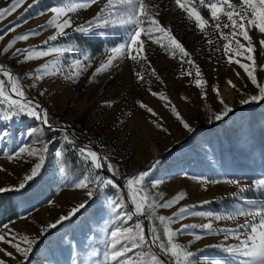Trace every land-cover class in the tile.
<instances>
[{
    "label": "rangeland",
    "instance_id": "374dc122",
    "mask_svg": "<svg viewBox=\"0 0 264 264\" xmlns=\"http://www.w3.org/2000/svg\"><path fill=\"white\" fill-rule=\"evenodd\" d=\"M32 2L33 0H27L11 16L0 20V34L4 37L0 40V52L16 36L33 30L39 32L27 42H17L7 54L0 55V64L21 77L29 96L42 104L49 111L50 117L58 122L51 129H46L38 121L26 116L7 122L6 125L0 122V128H6L7 133L5 138L0 139V187H16L23 176L30 173L35 162L33 158L24 155L23 159H8L20 147L32 144L34 137L26 134L30 128L39 127L42 129L39 133L41 137L58 141L50 146L46 163L38 177L20 192L0 195V235L11 230V234L18 238L28 236L36 241L24 264H107L104 256L109 250L106 241L110 231L119 223L115 220L116 214L112 213L108 201L123 200L125 209L129 207L120 188L105 187L97 192L95 198L90 199L87 196L88 189L75 187L78 178L92 169L83 162L79 148L66 145L63 141V133L60 131L62 125L74 133L75 139L84 145H94V150L110 158V162L119 170L116 178L123 187L130 177L128 175L134 171L151 170V178L161 181L156 188L148 185L151 194L162 192L165 199H171L180 191L188 194L177 206L158 210L160 215L171 216L179 207L192 205L198 206L196 210L211 211L222 216L242 208H264V190L252 189L242 194L243 199H240L233 195L238 192L237 187L225 183L227 179H238L242 185L251 186L255 180L264 178V101L242 103L252 94H258V89L251 84L238 64L228 63L223 49L225 41L215 30V22L210 20V13L206 8L200 7L199 0H187V3L209 19L210 24L204 33L195 27L194 21L188 19L174 0L151 2L158 6L154 10L160 13V23L171 30L191 54L190 58L200 67V78L206 81L204 90L207 92V99H202L201 90L194 86L197 78L195 69L187 63L181 65L178 51L175 58H171L169 53L143 35L141 39L145 41L146 60L135 63L127 57L117 59L109 70L93 75L95 69L106 62L109 50L126 38L123 29L117 31L97 28L89 34H78L68 29L67 37L44 45L43 42L55 34V30L51 27L40 30V26L46 25L51 17L47 9L58 6L60 0H43L41 4L28 9V4ZM64 2L68 3L70 0ZM104 2L105 0H100L99 4L86 11L71 14L75 24H84L92 19ZM10 3L11 0H0V8L10 6ZM223 22H227L226 17H222ZM14 25L16 30L9 31ZM222 30L229 33L231 28ZM249 32L256 45V75L258 81L264 83V68L261 67L264 66V50L259 46V41L264 36L254 28ZM237 39L244 43L240 37ZM209 40L212 41L211 44L208 43ZM68 44L75 46L79 58L82 59L85 54L90 58L88 63L92 66L79 81L71 82L63 77L47 78L36 88L29 87L32 81L24 77V74L57 57L19 63L12 56L15 49L65 47ZM233 48L235 49V45ZM74 58L73 54H66L58 59L67 71L66 62ZM187 59L184 58L185 61ZM242 62L250 63L247 60ZM153 69L160 80L151 74ZM185 70H190L192 75L182 76L181 73ZM136 72H143V81L138 82ZM228 81L235 88L229 86ZM213 88H219L220 97H217ZM44 89L48 90L46 94L39 96L38 93ZM149 89L151 92H163L171 105L166 106L167 102L153 96ZM182 97H187V100ZM220 98L234 111L223 121L216 122L214 116L223 107L219 103ZM138 102L151 107L158 116L154 117L146 109L139 107ZM172 105L196 131L191 137L192 132L184 129L171 112ZM157 123L161 127H157ZM178 143L179 147L172 151ZM56 151H61L62 156L56 157ZM61 167L65 169L64 172L59 170ZM197 178L219 180L220 183L205 184ZM205 200L211 203L200 208V203ZM81 203H87V207L56 228H47ZM4 213L6 215L2 216ZM245 219L251 218L209 221L206 218L189 217L173 227L212 222L217 229L235 228L244 223ZM139 221L145 224V220L134 217L133 221L122 226L134 227ZM147 223L150 232L152 225L148 221ZM42 229L46 230L44 235H41ZM194 231L202 235L201 240L196 241L192 235L185 233L179 241L195 253L194 259L236 264L235 258L219 247H210L233 245L237 243L236 240L230 238L225 241L222 234H206L199 228ZM22 246L26 245L22 243ZM0 247L16 256L13 260L0 253V259H4L6 264H19L24 259L8 244L0 242ZM94 251L96 256L91 255ZM152 251L155 252L154 249ZM129 255L134 256L133 253Z\"/></svg>",
    "mask_w": 264,
    "mask_h": 264
},
{
    "label": "snow or ice",
    "instance_id": "6c2138e0",
    "mask_svg": "<svg viewBox=\"0 0 264 264\" xmlns=\"http://www.w3.org/2000/svg\"><path fill=\"white\" fill-rule=\"evenodd\" d=\"M27 0H11L10 6L0 8V20L15 13L22 7ZM43 0H33L28 4V9L41 4ZM100 0H70L65 3L60 0L58 6H50L47 11L51 13L50 19L46 25L40 26V30L46 27H51L55 30V34L50 35L43 43L56 42L62 37L68 36V29L78 34H89L97 28H110L114 30L123 29L126 38L114 45L109 51L106 62L100 64L95 69L93 75L101 74L110 69L113 62L117 59L127 57L135 63H140L141 60H146L144 55L145 41L141 36H145L147 40L160 46L165 52L169 53L171 58H175L178 51L181 58V65L187 63L191 68L195 69L196 79L194 86L201 90V98L207 99V92L204 90L206 81L201 79V69L190 58L191 54L186 50L183 44L172 34L171 30L160 23L158 19L160 13L154 9L158 6L153 5L151 0H105L104 5L99 8V11L87 20L84 24L76 25L71 14H76L80 10H88L93 5L99 4ZM174 3L179 9L183 10L188 19L193 20L195 27L204 33L209 26V19L205 18L200 11L188 6L187 0H174ZM199 5L206 8L210 13V20L215 22L214 28L219 33L222 40L225 56L229 64L236 63L244 70L251 84L258 89V94H252L248 99L242 101L244 104L252 102L264 101V83L258 81L257 63H256V45L253 43V38L250 36L249 30L254 28L262 36H264V0H199ZM44 13H41L43 15ZM222 17H226L227 22L222 23ZM229 33H225L222 29H229ZM16 26H12L9 31H15ZM159 33L160 35H155ZM38 31L33 30L16 36L6 47L3 48L0 55L7 54L14 48L17 42H27L31 37L37 36ZM105 33H101L104 35ZM110 34V33H109ZM240 37L244 43H241ZM4 37L0 34V40ZM212 43L211 40L208 41ZM235 45V49L233 48ZM259 46L264 50V39L259 41ZM66 54H73L74 59L66 62L67 71L61 66L62 61L58 58L65 57ZM13 58H16L19 63H29L36 60H43L47 57H57L50 62L43 63L40 66L32 69L24 74L28 80L32 81L29 85L31 88H36L40 82L47 78L63 77L67 81L77 82L83 74L92 66L87 54L83 58H79L76 54L75 46L68 44L65 47H29L16 48L12 53ZM188 59L185 61L184 58ZM239 57V59H236ZM22 58V59H21ZM242 60H247L250 63H244ZM264 68V66H261ZM157 80L160 77L156 74L155 69L151 73ZM138 82L144 80L143 72L135 73ZM181 75L191 76L190 70H185ZM162 83V81H161ZM229 86L235 88L231 81H228ZM48 90L44 89L38 93L43 97ZM151 92V89H149ZM217 97H220L219 88H213ZM153 96L166 101V106L171 105V101L163 92H151ZM187 100V97H182ZM139 107L146 109L152 116L158 114L143 102H138ZM219 103L223 106L222 110L215 114L216 122L223 121L234 110L228 106L225 101L220 98ZM171 112L176 119L181 123L184 129L188 132H193L194 129L179 113L177 108L172 105ZM29 117L46 129H51L54 126L50 121L49 111L39 102L34 101L27 90L23 86L22 78L13 74L8 68L0 64V122L7 124L13 122L20 117ZM161 127L159 123L156 125ZM70 127V126H69ZM165 130L166 129H162ZM42 131L39 127H32L26 133L29 137H34L32 144L25 147H20L18 151L8 156V159H23L24 155L34 159V163L30 168V173L23 176L22 181L16 187H0V195L10 192H20L26 188L29 182L38 177L46 163V154L49 152L50 146L58 141L52 139H44L39 135ZM60 131L63 133V141L66 145L76 143L74 133L69 132L68 127L61 126ZM7 135L6 128H0V139ZM42 145V146H38ZM83 162L88 164L92 171L78 178L75 187L78 189H88L87 196L90 199L95 198L98 191H102L105 187L118 189L119 185L115 177L119 174V170L110 162V158L102 156L98 151L91 146L85 145L78 149ZM56 157H61L62 152L56 151ZM157 163H159L157 161ZM111 173L109 177L104 173ZM64 172L65 169H59ZM201 183H220L219 180H211L209 178H197ZM161 181H155L151 178V170L141 171L126 179L125 189L127 191L126 199L130 202L128 209H125L123 200L110 199L108 206L112 213H115V220L119 223L109 233V239L106 241L108 251L105 252V260L107 264H221L219 260L198 261L194 259L195 253L188 249L184 244L180 243V238L188 233L193 239L199 241L202 235L194 230L200 229L206 234L218 235L222 234L224 240L230 238L237 241L233 245H212L210 247H219L220 250L228 253L235 258L236 264H264V208H242L224 216L215 214L211 211L196 210L197 205L181 206L171 216L160 215L158 210L171 209L181 201L187 198V193L184 191L178 192L171 199H165L164 194L150 193L148 185L156 188ZM225 183L236 186L238 189L234 196H239L243 199L245 192L252 189L264 190V178L257 179L253 185H242L238 179H227ZM93 185L94 187H89ZM211 201H202L199 205L203 208L204 205L210 204ZM87 207V203H81L73 208L71 212L65 216H61L55 223L48 225V229L56 228L65 220H69L75 214ZM134 217H143L151 225L149 232L143 221L136 222L134 227H123L129 221H133ZM189 217H199L211 220H235L237 217H246L244 223L239 224L235 228H214L212 222H207L202 225L197 224H181V227L174 228L173 225L177 222H182ZM7 228V225L4 226ZM191 230V231H190ZM45 229H42L41 235H44ZM0 242L8 244L15 250L20 257L24 258L19 261V264H24L29 254L33 250V245L36 243L34 239L28 236L17 237L9 233L0 235ZM23 245L26 246H22ZM155 248L157 251L153 252ZM140 250V251H137ZM0 253H4L6 257L15 260L16 256L12 252H8L5 248L0 247ZM133 253L134 256H130ZM96 256L94 251L91 254ZM0 264H6L4 259H0Z\"/></svg>",
    "mask_w": 264,
    "mask_h": 264
},
{
    "label": "trees",
    "instance_id": "16d2710c",
    "mask_svg": "<svg viewBox=\"0 0 264 264\" xmlns=\"http://www.w3.org/2000/svg\"><path fill=\"white\" fill-rule=\"evenodd\" d=\"M24 88L27 90V88L24 86ZM28 91V90H27ZM29 94V93H28ZM50 121H51V124L53 125V126H55V125H57L58 124V122L53 118V117H50ZM196 133V131L194 130L192 133H191V135H190V137L193 135V134H195ZM82 137V136H81ZM76 140V143L75 144H72V145H74L76 148H79V147H83V146H85L82 142H80L78 139H75ZM186 140H188V138H186ZM179 145H180V143H178V144H176V145H174V147L172 148V151H174V150H176L178 147H179ZM140 172V170H138V171H134L133 173H131L130 175H128V176H133V175H136V174H138ZM122 181H123V179H122ZM2 203V202H1ZM3 203H4V201H3ZM12 209H14V208H12ZM5 216L6 215V213H4V214H2V216ZM12 219H13V217H12Z\"/></svg>",
    "mask_w": 264,
    "mask_h": 264
},
{
    "label": "water",
    "instance_id": "95a60500",
    "mask_svg": "<svg viewBox=\"0 0 264 264\" xmlns=\"http://www.w3.org/2000/svg\"><path fill=\"white\" fill-rule=\"evenodd\" d=\"M69 132H71L70 130H69ZM75 136V135H74ZM89 146H91L92 148H96L94 145H92V144H88ZM104 174H106V175H108L109 177H111V174H108L106 171H104ZM115 180L117 181V183H118V185H119V188H120V190H121V192H122V194H123V196L125 197V200H126V202L129 204V206H130V202L126 199V197H127V191L125 190V188L123 187V185L121 184V182L115 177ZM138 219H142V220H145L143 217H138ZM145 226H146V228H147V230L149 231V229H148V223H147V221L145 220ZM154 249V251L156 252L157 250L155 249V248H153Z\"/></svg>",
    "mask_w": 264,
    "mask_h": 264
}]
</instances>
